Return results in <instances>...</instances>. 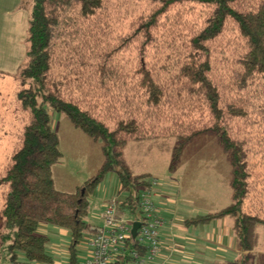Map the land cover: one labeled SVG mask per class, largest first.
<instances>
[{"label": "trees", "instance_id": "trees-1", "mask_svg": "<svg viewBox=\"0 0 264 264\" xmlns=\"http://www.w3.org/2000/svg\"><path fill=\"white\" fill-rule=\"evenodd\" d=\"M137 1L32 0L24 60L14 74L0 72L15 87L21 126L0 168V264H53L43 224L69 233V264H79L77 247L95 228L86 218L98 185L116 174L119 194L127 192L119 211L131 214L148 187L149 175L130 169L128 144L174 139L173 173L185 147L207 134L230 165V202L190 223L231 219L240 255L220 264H253L264 226V0H145L148 11L113 36L125 2ZM198 7L203 20L189 28L184 15ZM136 41L135 65H122ZM49 109L101 143L100 168L74 193L54 187L62 155ZM133 251L146 254L128 238L125 261Z\"/></svg>", "mask_w": 264, "mask_h": 264}, {"label": "rangeland", "instance_id": "rangeland-1", "mask_svg": "<svg viewBox=\"0 0 264 264\" xmlns=\"http://www.w3.org/2000/svg\"><path fill=\"white\" fill-rule=\"evenodd\" d=\"M12 4L13 0H5L1 6L4 10L1 11L4 18L0 29V72L4 74L15 72L24 58L26 52L27 20L29 18L25 19V15L32 5V0H19L18 12L14 11L16 16L11 15L13 12H10ZM149 8L150 3H146L145 0L137 1L135 4L125 2L120 18L121 23L114 24L119 27L121 32L118 28H114L113 36L118 35V33H125L128 24L134 17L139 13L147 12ZM200 8L198 7L196 10H193L191 14L184 15L189 28H194L202 22L204 10ZM176 10V8L173 9L171 16L175 14ZM159 33L165 34L166 32L161 29ZM113 38L116 39V37ZM138 42L136 41V43L130 46L132 48H128L121 53V55H125L128 58L124 63L121 62L122 65H135V62L132 63L131 60H136L137 58V48L134 47H136ZM154 53L155 49H150L146 54V58L153 59ZM121 55L120 60L123 58ZM157 56L160 57L161 54ZM1 77L0 75V168L8 162L13 153L17 143L18 131L21 127L13 96L15 87L12 84H9V86L7 83L5 84L6 80H4L5 82L1 81ZM4 85L5 88L3 87ZM102 94L103 92L99 91L96 87L95 99L100 98L102 100ZM48 112L51 128L59 137V151L62 155L59 163L52 169L54 187L60 192L74 193L79 186L92 178L100 168L103 162L101 143L93 142L81 131L75 129L64 115L58 114L52 109H49ZM159 122L162 123L164 121L159 119ZM169 123L166 121L161 126L168 125ZM174 147L175 140L171 138L130 143L126 148L125 157L136 174L138 172H149L147 173L149 175L147 182L149 183L153 179L157 181V186L153 187L151 196V200L157 209V199L155 196L160 193L159 191L165 186L164 184L167 180L174 178L169 171ZM182 159H184L185 166L184 169L178 172L179 175L177 176L178 180L183 181L181 185L182 192L179 193L177 189L170 186L167 187V191L171 192L170 194L177 200L175 207L185 206L181 200L184 195L189 194L192 198L188 197V200L192 201H190L191 203H186V205L190 208L192 207V210H195L194 212L197 215L206 214L203 208L206 206L215 208L219 206V198L227 193L230 195L227 183L230 178V165L218 146L216 138L208 134L201 135L188 144L182 154ZM213 178H216V180ZM119 189L120 184L116 174L107 175L89 197L91 207L89 215L86 218L88 224L91 226L103 224V210L109 201L117 200L118 202H122L127 197V192L119 194ZM207 197L210 199L209 203L203 201ZM168 202L172 206L176 201L168 199ZM139 210L137 208L134 214L125 211V218L128 220L138 219L140 217ZM41 226L47 227L46 231L42 232L40 230ZM41 226L38 232L47 236L49 242L55 243L54 248L56 251L51 250L52 243L48 244V253L53 257L54 264H69L68 247L70 245V235L61 236L59 233L60 229L58 230V228L45 224ZM88 236L90 235L84 236L77 247L79 264L84 262L87 255L85 240ZM261 243L264 245V242L261 241Z\"/></svg>", "mask_w": 264, "mask_h": 264}, {"label": "crops", "instance_id": "crops-1", "mask_svg": "<svg viewBox=\"0 0 264 264\" xmlns=\"http://www.w3.org/2000/svg\"><path fill=\"white\" fill-rule=\"evenodd\" d=\"M3 1L5 0H0V29L1 22L4 18V16L1 14V11H4L1 8ZM18 5L19 0H13V4L10 10V12L13 11L11 15H15V12H18ZM28 12L25 15V19L29 17ZM23 60L24 58L22 59V62ZM15 72H13L12 74H14ZM183 160L184 159H182L181 157V161L177 169L172 173V175L176 179L173 178L172 180H167L164 184L165 186H163V188L159 191L160 193L155 196V198L157 199L158 207V209L156 208L157 215L163 220V225L159 230L160 252L158 256L152 260L151 264H220L225 261L235 260V258L238 257L240 253L237 247V239L232 231L233 223L231 219L223 218L202 224L190 223L192 220L198 217L212 214L225 208L230 202V195L228 193L224 194L221 198L218 199L219 206L215 208H212V206H206L205 208H203L204 213H206L203 215H197L194 212L195 210H192V207L190 208L188 207V205H186V203H191L190 201H192L188 200V197L192 198V196L189 194L184 195L183 199L181 200V202L185 206L175 207V205L177 204V200L173 198V196L170 194L171 192L167 191V187H174V189H177L179 193L182 192L181 185L183 181L181 182L180 179L178 180L177 176L179 175L178 172L181 169H184L185 164ZM128 164L133 175H148L147 173H149L138 172L136 174L131 164L129 162ZM213 179L216 180V178ZM168 199H174L176 201L175 204L171 206L168 202ZM203 201H207L206 203H209L210 199L207 197L203 199ZM41 227L42 228L40 230L42 232L46 231L47 227ZM59 233L61 234V236L69 234L66 230L62 229L59 230ZM256 233L257 245L253 253V264H264V245L263 243H261V241L264 242V226L258 227L256 229ZM39 234L41 233L39 232ZM49 243H52L51 250H55V243ZM54 263L55 262L53 259V264Z\"/></svg>", "mask_w": 264, "mask_h": 264}, {"label": "built area", "instance_id": "built-area-1", "mask_svg": "<svg viewBox=\"0 0 264 264\" xmlns=\"http://www.w3.org/2000/svg\"><path fill=\"white\" fill-rule=\"evenodd\" d=\"M157 181L153 179L148 187L140 193L139 212L140 217L135 220L125 218V213L119 211V202L111 200L103 210V224L93 229V235L85 240L87 251L86 258L82 264H151L152 260L160 252L159 230L163 220L157 215V209L151 200L153 187ZM134 222L140 224L134 240L145 255L137 251L129 254L126 260V241L131 237V228Z\"/></svg>", "mask_w": 264, "mask_h": 264}, {"label": "water", "instance_id": "water-1", "mask_svg": "<svg viewBox=\"0 0 264 264\" xmlns=\"http://www.w3.org/2000/svg\"><path fill=\"white\" fill-rule=\"evenodd\" d=\"M140 224L138 222H134L131 228V237L132 239H135L137 230L139 229Z\"/></svg>", "mask_w": 264, "mask_h": 264}]
</instances>
